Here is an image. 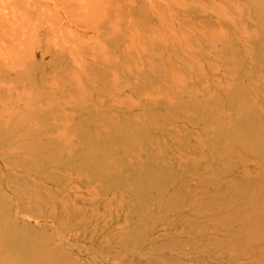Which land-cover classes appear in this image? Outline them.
Returning a JSON list of instances; mask_svg holds the SVG:
<instances>
[{
    "label": "rangeland",
    "instance_id": "374dc122",
    "mask_svg": "<svg viewBox=\"0 0 264 264\" xmlns=\"http://www.w3.org/2000/svg\"><path fill=\"white\" fill-rule=\"evenodd\" d=\"M0 264H264V0H0Z\"/></svg>",
    "mask_w": 264,
    "mask_h": 264
}]
</instances>
